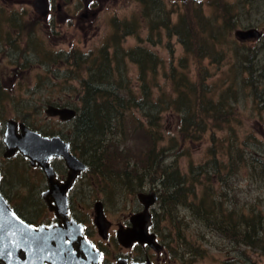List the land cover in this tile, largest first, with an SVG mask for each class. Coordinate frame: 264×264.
Returning <instances> with one entry per match:
<instances>
[{
    "label": "rangeland",
    "instance_id": "374dc122",
    "mask_svg": "<svg viewBox=\"0 0 264 264\" xmlns=\"http://www.w3.org/2000/svg\"><path fill=\"white\" fill-rule=\"evenodd\" d=\"M1 1V116H6V119L24 118L38 127H45L47 121H54L47 119L48 104L63 99L79 105L77 92L81 89V84L78 79L73 78L72 62L61 58L59 51L82 52L87 59L88 54L109 37L114 22L138 13L143 3L142 0H88L90 8L97 11L89 10L93 15L85 20L86 17L81 16L84 13V0H47L50 4L48 16L36 11L35 0ZM156 1L159 6L166 8L160 12L154 7L152 17L166 20L167 7L174 9V13L170 15L171 23L177 26V30L185 37L186 32L179 22L180 16L189 22L193 21V26L199 30L197 17L222 14L228 16L241 9L235 2L226 0L219 1L222 6L215 5V0H204L199 4L193 3L195 0H189L178 6L172 4L173 0ZM251 1H255L254 5L240 10L242 15L233 29L257 27L258 30L264 31V8H261L259 0ZM221 21L215 26L225 24L224 19ZM147 29L145 24H141L138 36L127 35L124 38L120 31H116L119 34L117 41L124 47L137 44L145 46L158 56L161 63L156 76H153L154 82L159 83L158 89L153 88L156 96L161 90L168 93L172 91L171 82L165 78L164 72H168L172 64L177 65L183 56H187L191 61V74L197 72L207 75L205 83H211L214 91H210V95L214 96L215 100L232 84L237 96V100H230V103H236V109L234 106V116L229 118V123L221 125L219 129H209L200 140L192 143L182 140L177 124L178 115L170 110L162 113L160 124L163 138L159 142V146L165 150L162 167L169 170L178 168L185 179L182 180L184 197L181 202L170 203L165 209L162 208L160 200L155 205L156 224L160 227L159 240L167 252L161 255V258L165 259L162 264H264V234L260 236V242L255 243L253 238L247 239L246 243L241 241L243 233L249 228L244 219L261 215L264 221V174L255 168L257 162L264 161V79L257 94L251 86H242L238 82L240 76L228 75L230 58L239 63L238 55L230 48L229 42L235 41L232 33L220 46L227 60H222L220 67H217L215 63L211 64L209 57L186 51L177 33L168 34L163 24L158 25L157 29ZM203 33L195 39H201L202 44H210V38L202 37ZM257 43L261 47L259 54L264 56V36ZM247 45L255 46L256 43L249 41ZM209 48L213 51V46L209 45ZM125 66L132 80L131 84L136 89L138 68L129 61L125 62ZM81 73L85 75L84 72ZM148 79H151V75ZM234 81L238 83L235 84ZM133 113L140 115L137 110H133ZM136 137L138 135L134 134L133 145L143 144ZM212 146L215 147L214 155L211 152ZM253 152L257 153L256 158L251 157ZM128 157L132 158V163L139 159V156L134 158L133 154ZM141 166L139 164L136 168L140 170ZM3 171L6 173V188H9L10 192L13 191L12 198L16 207L20 212H24L29 220L37 221L36 214L42 208V203L33 171L24 165L20 158L9 161V164L5 163ZM202 171L211 173L212 182L207 179L208 176H202ZM153 172L152 170V175ZM79 186H83L85 190L81 201L85 210L94 213V203L97 200L102 199L105 203V215L113 227L108 239L103 240L94 227H88L90 239L105 251V257L114 261L116 258H112L113 255L134 256L137 251L142 252L139 248H121L115 238V229L118 222L122 223L132 211L140 208L136 192L142 187H154L160 192L159 195L163 194L159 179L146 180L135 193L128 190L119 193L118 190L109 189L108 198L107 183L103 189L99 179H95L90 170L85 183ZM209 189L208 192L215 197V201L221 203L216 205V208L219 207L224 215L215 216L218 228L204 225L188 205L191 202L195 207L203 192ZM186 200L187 204L184 203ZM257 219L256 216L253 221ZM227 220H232V226L227 224ZM233 222L239 225H233ZM253 230L258 232L259 227H251L245 233L250 235Z\"/></svg>",
    "mask_w": 264,
    "mask_h": 264
},
{
    "label": "trees",
    "instance_id": "16d2710c",
    "mask_svg": "<svg viewBox=\"0 0 264 264\" xmlns=\"http://www.w3.org/2000/svg\"><path fill=\"white\" fill-rule=\"evenodd\" d=\"M142 1L141 10L138 13L120 20L116 18L118 22H114L109 37L88 54L87 59L82 52L59 51V56L69 63L72 62L73 78L78 79L81 84V89L77 92L79 105L75 106L77 114L73 121L74 131L71 140L73 151L88 165L95 179H99L103 189L107 183L108 198L109 189L118 190L119 193L123 190L135 193L146 180L158 178L163 188L160 202L165 209L170 203L181 202L184 197L182 180L185 179L178 168L169 170L162 167L165 157L164 148L159 146L163 138L160 124L162 113L170 110L178 115L177 124L182 140L195 142L200 140L209 129H219L221 125L228 124L229 118L234 116L232 111L234 106L236 109V103H230L231 99L237 100L233 90L234 85L222 91L221 96L215 100V97L210 95V91H214L211 83H205L207 75L197 72L191 74L189 72L191 61L187 56H183L177 65L172 64L169 71L164 72L165 78L171 82L172 91L168 93L161 90L156 96L153 88L158 89L159 83L154 82L153 76H156L155 73L161 63L158 56L139 44L132 47L122 46L117 41L119 34L116 31H120L123 38L127 35L138 36L141 24H145L148 29H157L158 25L163 24L168 34L177 33L186 51L202 57L207 56L211 59V64L215 63L217 67H220L221 61L227 60L220 46L230 37L233 28L230 22L215 26L213 21L217 19L216 16H203L197 17L199 25L197 30L193 26L195 24L193 21L189 22L180 16L179 22L186 32L185 37L177 30L178 27L171 23L170 15L174 13V9L168 11L169 7H167L166 20L165 18L159 20L153 18L154 7H157L156 9L160 12L166 7L159 6L156 0ZM202 32H204L202 37L210 38V44H202L201 39H195ZM258 41H255V46H246L245 42H229L230 48L239 57V63L236 59L230 58L231 67L228 75L240 76L238 82L242 86H251L254 92L261 90L260 83L264 79V56L259 54L261 47L257 45ZM209 45L213 46V51ZM126 61L135 64L138 68L136 89L131 84L132 80L125 66ZM149 75L151 79H148ZM238 82L234 81L235 84ZM133 110H137L140 115L134 114ZM134 134L138 135L136 138L143 144L133 145ZM211 152L215 154L214 146L211 147ZM129 154H133L134 158L139 156V159H135L132 163V158L128 157ZM250 155L256 158L257 153L253 152ZM214 163L217 164L215 159ZM139 164L142 165L140 170L136 168ZM255 168L264 174V161L257 162ZM202 173V176H208L207 179L211 180L209 171H202ZM190 188L192 189L193 186ZM168 190L169 192H166ZM208 191L210 189L203 192L195 207L187 200L184 203H188L193 208L194 214L204 225L218 228L215 216L224 217V215L219 207L216 208V205L221 203L215 201V197ZM256 216L258 219L253 221ZM244 222L249 226L245 232L256 226L262 231L254 232L253 230L250 235L244 232L241 241L246 243L247 239L253 238L255 243L260 242L262 240L260 236L264 234V221L261 215L244 219ZM231 223L232 220H227V224L232 226ZM234 224L238 223L233 222Z\"/></svg>",
    "mask_w": 264,
    "mask_h": 264
},
{
    "label": "water",
    "instance_id": "95a60500",
    "mask_svg": "<svg viewBox=\"0 0 264 264\" xmlns=\"http://www.w3.org/2000/svg\"><path fill=\"white\" fill-rule=\"evenodd\" d=\"M36 11L47 14V0H35ZM81 16L89 17L82 13ZM234 35L240 40L257 39L261 32L254 27L236 29ZM47 112L58 115L61 119H72L76 115L73 108L49 107ZM10 120L3 141L6 146L5 156H12L19 151L29 159L31 165L37 162L47 172L50 187L55 189L53 210L59 222L48 226H33L17 216L14 210L0 193V264H101V254L94 245L85 238L82 226L67 217L66 191L74 182L76 175L86 168V164L69 153L68 144L58 137H42L26 126ZM51 155L62 156L70 171L65 182L59 186L53 185L51 168L47 159ZM138 200L144 205L142 211L130 216L132 226L117 230L118 241L124 247H130L135 241L158 251L162 245L156 240L154 233L148 231L151 224L149 207L157 200V193L139 192ZM48 203V199L45 198ZM94 223L99 228V235L107 239V228L111 224L106 218L102 203H94ZM113 264H149V262H131L119 258Z\"/></svg>",
    "mask_w": 264,
    "mask_h": 264
},
{
    "label": "flooded vegetation",
    "instance_id": "af4514ba",
    "mask_svg": "<svg viewBox=\"0 0 264 264\" xmlns=\"http://www.w3.org/2000/svg\"><path fill=\"white\" fill-rule=\"evenodd\" d=\"M1 1V0H0ZM84 5L83 9H84V13L89 14V17L91 15H93V13L91 11L96 12L97 10H93L90 8L88 0H84ZM189 0H173L172 4L175 3V6H178L182 3H186ZM202 1H193V3H202ZM220 0H215V5H221ZM227 2H235V4L237 5V7H241V9H243V7L246 6H253L255 1H251V0H226ZM261 2V8H264V0H259ZM211 6L214 7V5L210 2ZM222 6V5H221ZM237 10L234 13H231L228 16H225L224 14L222 15H218L216 16L217 19H215V25L217 23L222 22L221 20L224 19L225 20V24H227V22H230V26L232 28H235L238 25V21L240 16L242 15V13L240 12V10ZM91 10V11H89ZM171 9H169L168 11H170ZM167 11V12H168ZM215 11V9L213 10ZM89 17H86V19H88ZM219 17V19H218ZM116 18V17H115ZM257 28V27H255ZM262 37L264 36V31L262 30ZM235 39V38H234ZM236 42L242 43V41H245V43L249 42V41H256V40H240L238 38L235 39ZM0 81H2V77L0 76ZM2 85V84H1ZM75 104L71 103L69 101L60 99L59 101H54V103L48 104L46 107V112L48 110L49 107H53V108H75ZM48 113V112H47ZM2 112L0 111V193L1 195L5 198V200L8 202V204L13 208V210L27 223L34 225V226H41V225H45L48 226L50 224H57L59 222V218L57 217L55 211L53 210V207L56 204V201H54V193L56 192L55 189L53 187H50L49 184V178L47 175V172L45 171V169L39 165L38 163H35V165H31L29 162V159L26 158L25 156H23L20 152H17L15 154H13L12 156H5L6 153V146L3 142V138H4V134L7 130V124L10 120H13L17 123V131L20 132L21 128H20V124H23L24 126H26L27 128H29L32 131L37 132L39 135H41L42 137H47V138H54V137H58L60 140H62L63 142L67 143L69 146V152L71 154H74L77 156V153H75L73 151L72 148V143L71 140L73 139L72 135H73V131H74V120L73 119H61L58 115H51L48 113V117L47 119H54V121H47V124L44 126H35L31 123H29L26 119L21 118V119H6V116H1ZM78 159L82 162H84L79 156H77ZM16 158H20L21 161L24 163V165L29 166V169L31 171H33L34 174V180L36 183V186L38 188V194H39V199L42 203V208L39 209V211L36 214V219L37 221L34 220H29L26 216V214L24 212H20L19 209L16 207V203L14 202L13 198H12V194L13 191L10 192L9 188H6V173L5 171H3V167L5 163L9 164V161H12ZM49 166L51 167V175L53 176V180L54 183L53 185L55 186H59L61 184H63L65 182V180L68 177L69 174V167L67 166L65 159L63 157L60 156H51L50 158H48L47 160ZM89 167L86 166V169L81 170L77 175L76 178L74 180V182L72 183V185L68 188V190L66 191V201H67V217L69 219H73L77 224L82 226V230H83V234L85 236V238L87 240H89L91 243L94 244L95 249L99 250L100 254H101V264H113L114 262H116L117 259L119 258H123L126 259L127 263H131V262H149V264H162V262H165V259L161 258V255L166 253L165 250V246L162 243V241L159 240V229L160 227L158 226V224H156L157 221V216H156V212H155V205L157 202H159L160 200V195H159V191L157 189H155L154 187L150 188V189H144V187H142L139 191L136 192H152L155 191L157 193V200L154 202V204H152L149 207V213H150V221L151 224L148 227V231L150 233H154L156 236V240L162 245V248L158 251L154 250L153 248H151L150 246H148L146 243L144 244H140L139 242L135 241L130 247H124L123 245H121V243L118 241L117 238V230L119 229V226H123L124 228H127L129 226H132L131 221H130V216L133 214H136L140 211L143 210L144 205L138 200L137 195L136 198L139 202V206L140 208L137 210L132 211L126 219H124V221L118 222L117 223V227L115 229V238L116 241L118 242V244H120L121 248H136V249H141L142 252H136L135 255H131V254H127V255H113L112 258H116L114 261L109 260L107 257H105V251L101 248L98 247L91 239H90V230L88 229V227H94L95 231L99 234V228L97 227V225L94 223V213L91 212L90 210H85V207L81 206V201H82V195L84 194L85 190L83 186H79V185H83L86 181L88 172H89ZM10 175V173H9ZM45 198L48 199V203L45 200ZM97 201H100L102 203L103 206V210H104V214H105V208H104V201L102 199H99ZM96 201V202H97ZM31 211V210H30ZM106 216V215H105ZM107 218V217H106ZM108 219V218H107ZM109 220V219H108ZM111 223V221H110ZM94 225V226H93ZM112 225L110 224L109 227L107 228V234L108 236H110V230H112ZM107 236V239H108ZM106 239V240H107ZM104 240V239H103ZM118 256V257H117Z\"/></svg>",
    "mask_w": 264,
    "mask_h": 264
}]
</instances>
